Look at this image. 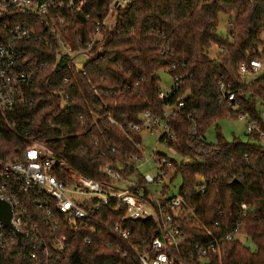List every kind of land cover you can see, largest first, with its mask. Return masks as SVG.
<instances>
[{"label": "trees", "instance_id": "trees-1", "mask_svg": "<svg viewBox=\"0 0 264 264\" xmlns=\"http://www.w3.org/2000/svg\"><path fill=\"white\" fill-rule=\"evenodd\" d=\"M114 3L84 0L69 23L63 37L76 49L78 40L89 41L97 23L111 8L115 11L113 24L101 27L92 57L81 68L60 63L46 68L28 90V101L8 116L10 124L0 115V175L3 163L37 148L45 157L103 183L110 182L106 166L120 172L121 179L142 181L135 167L136 158H143L141 131L153 126L143 117L148 112L166 120L175 134L169 145L178 157H171L172 166L163 171L171 174V181L182 177L178 195L183 208L173 214L168 186L161 198L164 214L172 215L184 236L179 250L173 249L175 257L197 264H264L263 138L255 130L248 132L247 140H227L217 124L222 118L247 115L264 132V68L255 77L239 73L240 65L252 59L264 64V0H130L116 8ZM221 14L233 21L226 35L218 32ZM36 46L53 59L55 50ZM212 46L217 47L214 58L209 54ZM163 68L175 86L161 98L157 72ZM230 91L235 92L231 101L225 99ZM179 101L184 107L165 116V108ZM212 126L218 131L215 143L205 139ZM2 181L0 177V186ZM15 193L53 256L40 247L31 249L37 253L33 258L26 245L13 242L0 249V264H140L137 253H151L152 239L163 233L158 208L148 219L126 220L124 208L109 207L99 213L100 222L75 230L40 188ZM242 204L248 206L246 215L240 212ZM48 210L59 223L57 233L67 239L62 253L53 247L51 227L45 224ZM116 223L130 231L128 239L113 232ZM237 226L253 249L237 238L225 240ZM214 239L218 245L202 263L190 256L196 244Z\"/></svg>", "mask_w": 264, "mask_h": 264}, {"label": "built area", "instance_id": "built-area-1", "mask_svg": "<svg viewBox=\"0 0 264 264\" xmlns=\"http://www.w3.org/2000/svg\"><path fill=\"white\" fill-rule=\"evenodd\" d=\"M129 3L130 0H115L114 7H122ZM83 5L84 0H0V115L7 123L8 116L28 101V90L41 71L50 67L55 69L59 63L71 66L74 57L81 53H87L92 57L90 51L99 39L101 27L113 24L112 17L115 11L111 8L103 21L97 23L98 27L89 41L84 43L82 39L78 40L76 49H72L63 36L74 14L80 12ZM232 24L233 21L228 16L227 28ZM38 44H42L49 51L55 50L53 59L37 51ZM263 68L262 60L252 59L249 63L240 65L239 73L241 76H258ZM160 96L164 98L166 95L161 92ZM234 98V91H230L225 97L229 101ZM183 107V101H179L173 107L167 106L164 115H175L177 110ZM143 117L153 124L149 127L151 134L159 132V139L165 135L162 143L168 147V153L156 150L152 156L161 172L156 177L141 174L142 181L135 177L124 180L121 179L120 172L106 166L104 172L110 182L103 183L81 174L64 162L45 157L43 151L37 148H29L22 158L3 163L0 198L11 204L13 228L5 227L0 222V249L7 248L13 242L17 243L20 237V243L26 245L33 258L37 257V253L31 249L40 247L44 248L47 255L53 256L38 224L15 196L16 190L21 194H28L33 187H38L45 195L55 200L58 211L70 221L75 230L87 226L93 220L100 222L99 213L109 207L117 211L124 208L126 220L148 219L155 216L154 209L158 208L163 216V233L162 236L152 239L151 253H137L140 264H197L195 261L185 263L184 259L173 254V249L179 250L184 236L179 225L172 222V215L164 214L162 195L157 197L148 189V184L160 183L164 176H171L166 175L163 169L170 168L172 166L170 158L177 155L176 149L169 145L170 140H175V134L170 130L167 121L161 117L148 112H145ZM260 117L264 121V108H260ZM239 118L247 121L248 132L257 130L260 137L264 138V132H261L247 115H240ZM111 122L115 121L112 119ZM191 135H195L194 127L191 129ZM200 151L212 152L207 148H200ZM136 159L139 163L143 160ZM138 164L135 168H138ZM5 186L10 188L9 194L6 193ZM36 203L37 207L41 208V203L39 201ZM183 204V197L178 194L168 202L175 216L183 208ZM247 210L248 206L242 204L240 212L246 215ZM47 213L45 224L51 227L53 247L62 253L67 247V239L57 233L59 223L50 216V210ZM111 229L123 239L130 236V231L125 230L121 223H116ZM239 231L240 228L237 226L233 233L226 235L225 240L237 238V235L241 234ZM217 245L216 239L199 242L190 256L201 260L202 263L206 256L215 251Z\"/></svg>", "mask_w": 264, "mask_h": 264}, {"label": "rangeland", "instance_id": "rangeland-1", "mask_svg": "<svg viewBox=\"0 0 264 264\" xmlns=\"http://www.w3.org/2000/svg\"><path fill=\"white\" fill-rule=\"evenodd\" d=\"M112 12H114L112 10ZM115 17V12L113 13V20ZM228 16L225 14L219 15V26L218 32L222 35H226V21ZM210 56L214 58L217 54V47L212 46L210 49ZM90 55L87 53H81L74 57L72 64L75 65L77 69L81 68L89 59ZM157 75L160 78V87L164 95L171 93L175 86L174 78L171 76L167 69H160L157 72ZM255 77V76H250ZM251 79V78H249ZM219 126V132L227 139L233 140L238 138L241 140H247L248 130H247V121L240 118H222L217 122ZM218 131L216 126H212L205 133V139L209 143H215L217 140ZM142 136V151H143V160L138 164V171L142 175H151L156 177L160 172V167L152 160V156L156 150L168 153V147L159 141L160 133L151 134L149 128H144L141 131ZM261 144L264 145V138L261 140ZM174 157H178L175 155ZM182 182V177L178 175L174 180H170V176H164L160 183L148 184V189L157 197L162 195V189L164 186H168V194L166 196L172 197L178 194L179 186ZM237 239L240 240L243 244L250 248H254V245L250 239L243 233L237 235Z\"/></svg>", "mask_w": 264, "mask_h": 264}, {"label": "water", "instance_id": "water-1", "mask_svg": "<svg viewBox=\"0 0 264 264\" xmlns=\"http://www.w3.org/2000/svg\"><path fill=\"white\" fill-rule=\"evenodd\" d=\"M12 207L11 204L0 198V222L9 228H13L11 224ZM19 237V233L17 234ZM18 245H20V237L18 238Z\"/></svg>", "mask_w": 264, "mask_h": 264}]
</instances>
